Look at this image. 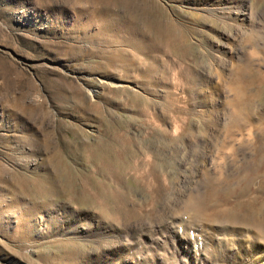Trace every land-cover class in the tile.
Instances as JSON below:
<instances>
[{
  "label": "rangeland",
  "instance_id": "374dc122",
  "mask_svg": "<svg viewBox=\"0 0 264 264\" xmlns=\"http://www.w3.org/2000/svg\"><path fill=\"white\" fill-rule=\"evenodd\" d=\"M207 1L0 0V264H122L102 226L137 257L161 200L200 172L238 180L240 200L264 182V0H246L244 31ZM238 31L227 61L217 48ZM147 166L162 183L154 206ZM82 223L93 229L69 233Z\"/></svg>",
  "mask_w": 264,
  "mask_h": 264
},
{
  "label": "bare ground",
  "instance_id": "6f19581e",
  "mask_svg": "<svg viewBox=\"0 0 264 264\" xmlns=\"http://www.w3.org/2000/svg\"><path fill=\"white\" fill-rule=\"evenodd\" d=\"M238 4L239 3H237L236 0H212V1L208 0L207 6L205 7V9L210 8L209 10H212L214 12H218L220 14L226 13V15H228V14L233 15L234 21H236L239 24V26L243 28V31H244V29L246 30L249 27L251 28L254 23L252 24L251 17L244 11L246 4H247V1L241 0L240 5H238ZM123 26H124V24H123ZM101 30H107V29H105V27L103 26ZM243 31H242V33L240 31H238L239 33H235L233 36H229L226 34L222 35L223 42L221 43V45L218 46L217 51L219 54L224 56L227 61H230V60L237 57V52H238L237 37L239 35H242ZM227 66L228 65L225 64V68ZM260 85H262V84H260ZM196 93L199 95L204 94V90L199 87L196 89ZM228 106H230V105H228ZM235 112H237V111L235 110ZM243 114H245V113H243ZM223 120H225V119H223ZM222 127L225 128L223 125H222ZM226 128H228V127H226ZM250 130H252V129H250ZM157 134H158V132H157ZM120 135H121V133H120ZM224 135H226V134H224ZM224 135H223V137H224ZM164 136L167 137L166 135H164ZM129 137H130V135H129ZM168 137H169V135H168ZM108 140L110 141V139H108ZM238 141H239V139H238ZM118 142H119V140H118ZM122 146H123V144H122ZM130 146H131V143H130ZM214 147H215V145H214ZM111 148H112V146H111ZM257 150H258V148H257ZM92 151L90 153H92ZM116 151H119V150L117 149ZM211 151H212V149H211ZM212 152H214V150ZM216 152L217 151H215L214 155L216 154ZM217 153H219V152H217ZM123 154H125V153H123ZM151 155L152 154H150V156ZM113 157L115 160L116 159L117 160L122 159V158H120L121 157L120 153H117V152L113 153ZM209 157H210L209 154L206 155L204 160L211 167V161L213 159H211ZM147 158L148 159L150 158L149 155ZM212 158H214V157H212ZM135 160H136V158H135ZM150 160L152 161V158H150ZM146 161L148 162V160H146ZM262 161H263V159H262ZM124 162H125V160H124ZM250 162H252V161H250ZM258 162H259V160H258ZM119 163H120V161H119ZM126 163H127V161H126ZM149 163H148V165H149ZM118 165H120V164H118ZM138 165H140V164L138 163ZM141 165H142V163H141ZM246 165H247V163H246ZM53 166H54V169L56 172V176H61V175L65 176V177L68 176L67 168L63 165L60 158H57L54 161ZM134 167H135V165H134ZM143 167H145V165H143ZM240 167H241V164H240ZM249 167H250V165H249ZM251 167H253V166H251ZM120 168H121V166H120ZM137 169H139V171H140L141 168L137 167ZM116 170H115V173H116ZM248 170L250 171V168H248ZM154 171H155V167H154ZM239 171H241V168ZM98 172H99V170H98ZM118 172H120V171H118ZM125 172H127V171H125ZM122 173H123V171H122ZM129 173H130V169H129ZM131 173H132V171H131ZM69 174H70V172H69ZM204 174L203 173L201 174V172H200L199 175H197L195 178L193 177V179L188 181L186 184L183 183L182 187L176 188L175 191L173 192V194H170L169 196L166 195L164 202H163V200H161L162 201V203H161V214H159L160 217H158V219L160 218L161 220L159 222H157L156 226L154 225L155 227L150 228L151 232H148V231L143 232L142 231L141 236L148 242V245H149L148 247L144 246L145 252L143 253V255L139 254L140 256L138 255L137 257H132L131 256V254H132L131 246L129 245V243L128 242L123 243V242H121V240L116 239V237L113 235L114 233H113L112 229L108 230L106 226H102V230L100 233L102 236L101 238L104 240H107L105 247L110 248V249L122 250V253L127 256L124 259H122V264H264V182L261 185H258L257 187H255L253 191L250 190V188H248V187L245 188L242 191L243 192V194H242L243 198L240 200V199H238V196L241 195L240 192L235 193L238 180L236 181L237 183L236 182L233 183V181H231L229 176H225V175L223 176L222 173H221L222 175H220V173H219V175H217L215 173L214 174L213 173L208 174V175L207 174L204 175ZM139 176H140L139 178L142 179L143 181L146 180L145 183L147 185L148 192H150V194L153 196L152 198H150L152 200L151 201L152 203L149 202V204L154 206L155 203L157 204V200L161 196V195L159 196V193H158V190L160 188L157 186H158V184H160V186H161L162 183H159L160 182V180H158L159 178L158 179L156 178V176H155L153 170L150 168V166L149 167L147 166L146 169L144 168L143 172ZM233 176L234 175H232V177ZM118 177H120V176H117V178ZM262 177H263V175H262ZM89 178H91V177H89ZM66 179H65V182L67 181ZM137 179H138V177H137ZM110 180H112V179H110ZM115 180H117V179H115ZM122 180H124V179H122ZM71 181L72 180H70V182ZM118 181L119 180H117L116 182L118 183ZM239 181H240V179H239ZM98 182H100V180ZM136 182L140 183L139 181H136ZM71 183H69V184L71 185ZM83 183H84L83 187H85V185L86 186L90 185V184L88 185L87 181H83ZM92 183H93V181H92ZM152 183H155L156 187ZM105 184H104V188L107 186V185L105 186ZM122 184H124V183L122 182ZM69 186H67V187L69 188ZM74 186H75V184H74ZM100 186H97V187H99L97 191H99L101 189ZM110 186H111V184H110ZM143 186H145V185H142L141 188H143ZM70 188H71V186H70ZM78 188H76V189H78ZM147 189L144 190V192H146ZM32 190H33L32 192H28V191L27 192L33 198L39 197V195H42V193H43L42 191L37 190L35 187H33ZM90 190H91V188H90ZM113 190H112V192H113ZM97 191L94 193H97ZM161 191H160V193H161ZM115 192L117 193L118 191H115ZM68 193L71 194V192H68ZM94 193H93V196L91 195V196L87 197V200L90 198L91 203L92 202L96 203V200L98 201L97 203H99L100 200H98V198H97L98 194L96 195V197H94V195H95ZM105 193H107V192H105ZM84 194H86V192H84L83 195ZM88 195L89 194L87 192V196ZM102 195H103V193H102ZM151 195H149V196H151ZM116 196L119 197L118 195H116ZM116 196H113L114 202L113 201L112 202L115 204V212H112V213H116V215H117V213L120 214V209H122L121 211H123L127 208H124L120 205L119 199H117ZM161 197H163V194ZM102 198H103V196H102ZM69 199H70V197H69ZM74 199L76 200V198H74ZM74 199L72 198V200H74ZM103 200H105V199H103ZM124 204H126V203H124ZM151 205L148 207L149 208L152 207ZM99 208L100 207L98 206V209ZM131 209L129 208V210H131ZM129 210L127 212H129ZM108 211H110V210H108ZM133 211L136 212L137 210L136 211L133 210ZM106 213H107V211H106ZM112 213H111V216H112ZM133 213H131V214H133ZM128 216H133V215H128ZM125 218H127V217H125ZM99 222L100 221L98 220V223ZM85 223H82L79 226H74L73 228L69 229V233L75 234L76 232L79 233V230L84 231L85 229L83 230V227H87V230L93 229L91 227L92 224H90V226H88V225L86 226ZM100 243H103V242L101 241ZM153 248H155L157 255L155 256L154 260L149 261L148 260L149 254H150L149 252Z\"/></svg>",
  "mask_w": 264,
  "mask_h": 264
}]
</instances>
